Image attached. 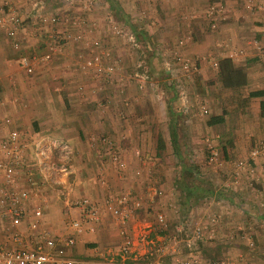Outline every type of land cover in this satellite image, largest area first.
I'll use <instances>...</instances> for the list:
<instances>
[{
	"label": "crops",
	"instance_id": "obj_1",
	"mask_svg": "<svg viewBox=\"0 0 264 264\" xmlns=\"http://www.w3.org/2000/svg\"><path fill=\"white\" fill-rule=\"evenodd\" d=\"M116 1L120 17L106 0H93L88 10L82 6L84 0H42L46 11L58 12L63 17L61 22L44 25L31 20L34 10L30 0H12L24 17L16 33L20 49L12 48L11 38L0 30V116L9 115L11 125L31 137L52 133L68 139L75 149L69 183L41 182L40 198L28 203L27 213L14 227L19 232L20 244L31 243L36 231L30 225L33 208L40 204L43 209L40 227L57 236V245L64 247L67 254L98 258L103 253L118 259L120 224L105 206L104 197L130 191L142 200L126 224L132 237L130 256L147 257L152 249L146 242L154 237L147 238L151 232L146 234L144 226L156 220V215L152 220L151 210L154 214L169 211L168 216L173 217L177 210L172 200L180 210L175 175L170 166L161 162L175 161L179 171L182 157L198 170L197 164H193L197 155L186 156L181 145L186 141L198 149L200 142L204 144L205 135L218 134L215 142L223 147L226 158L217 171L200 166L210 176L207 180L212 179L209 180L212 193L194 204L189 214L198 216L210 210L219 211L222 216L212 237L205 236L194 248L183 244L186 252L183 255L177 252L172 258L197 253L213 263L264 264V0ZM219 3L223 12L213 28L206 13L210 4ZM76 16H82L93 28V34L113 50L126 76L129 71H141L139 63L145 64L147 78L143 88L138 87L136 78L125 77L123 87L118 89L94 70L78 68L87 51L75 42H68L63 53L38 65L32 73L20 66V55L45 50L49 34L74 31L76 27L70 20ZM109 19L128 28L137 44L124 35L112 33ZM230 48L243 51L231 60L245 66L246 83L223 86L218 67L209 60H199L193 80L186 81L191 89L210 91L208 116L219 115L223 120L209 123V117L191 106L178 110L175 107L180 101L178 88L173 73L167 69L173 56L196 58L211 52L221 58L227 56ZM257 90L261 93L251 94ZM188 92L192 97V92ZM171 113L176 116L174 133H171ZM215 129L223 130L222 134L213 133ZM101 134L113 140L126 162L121 172H117L105 151L91 144L90 137ZM173 136L179 144V154L173 147ZM159 137L164 143L162 148L157 146ZM255 146L261 149V154L244 170L236 187L230 180L234 162L249 161L250 150ZM101 174L105 175L106 184H101ZM83 196L99 204L101 219L94 231L76 234L72 245H64V237L72 231L69 219L81 214L75 200ZM6 221L0 218V243L13 245L10 233L5 230ZM158 239L164 241L166 236L156 234L155 240ZM173 245H167L168 253L176 249ZM169 258L163 255L164 260Z\"/></svg>",
	"mask_w": 264,
	"mask_h": 264
},
{
	"label": "built area",
	"instance_id": "obj_2",
	"mask_svg": "<svg viewBox=\"0 0 264 264\" xmlns=\"http://www.w3.org/2000/svg\"><path fill=\"white\" fill-rule=\"evenodd\" d=\"M30 1L34 10L30 15L31 20L44 25L56 24L63 20L60 13L46 11L43 8L42 0ZM92 4L93 0L82 2V6L86 10L91 8ZM222 12L220 3L208 6L206 14L211 27H216ZM23 19L20 10L12 0H3L0 5V30L3 29L11 38V46L15 50L21 47L16 33ZM70 21L76 27L74 31H67L62 35H56L53 32L49 34L43 52L19 56V64L27 73H32L38 65L47 63L56 54L63 53L68 42H75L87 51V54L82 56L78 62V68L83 71L94 70L105 81L116 84L118 89L119 86L123 87L125 77L136 78L138 87L143 88L147 78L145 64L139 63L142 70L129 71L126 76L123 66L113 50L93 34V28L86 24V20L82 16L73 17ZM108 27L112 33L124 35L133 44H137L134 34L125 26L109 19ZM242 53L241 49L230 48L226 57L237 58ZM219 59L214 57L211 52L196 56V58L180 54L173 56L167 69L173 73L175 85L178 88L180 100L177 105L178 110L181 111L184 107L191 106L201 114L209 112L207 102L199 94H195L193 101L191 100L186 81L192 79L193 74L197 71L199 60H209L217 68ZM115 79L118 81H114ZM11 122L12 118L9 115L0 116V218L7 220L5 230L10 233L14 242L13 245L7 242L0 243V264H229L227 261L213 263L197 253L164 260L162 256L168 253L167 244H159L151 250L149 255H152V258L147 261L130 256L132 237L126 224L130 216L142 204L141 197L133 195L130 191L122 194L109 193L104 197L105 206L120 224L121 242L118 252L121 257L119 259L107 257L103 253H100L102 255L98 258H81L67 254L64 247L57 245V236L53 235L49 229L40 227V218L43 212L40 204L33 208L34 218L30 225L36 231L35 234L33 233L31 243L21 245L19 232L14 227L22 221L27 213L28 203L40 198L41 182L63 185L69 183V175L74 171L71 159L75 149L73 144L64 137L48 132L31 137L17 126L11 125ZM218 136V134L214 136L207 134L203 137V142L208 148L206 162L213 168L221 167L223 164V158L220 156L215 142V138ZM90 139L93 146L109 155L117 172H121L125 168L126 162L121 158L110 137L101 134L92 135ZM260 154L261 149L255 146L250 150L249 161L237 160L234 162L230 180L236 187L240 185L244 170ZM99 180L101 184H106L105 175H99ZM23 182L25 183L23 184ZM171 203H173L174 210L178 211L177 203L174 200ZM75 204L79 207L81 214L77 218L69 219L68 225L72 231L63 240V244L67 246L75 242L76 234L85 230L94 231L101 219V208L93 198L83 196L76 199ZM200 214L198 216L189 214L186 221L177 223L175 226L177 230L186 233L180 240H176V235L172 240L174 242L182 241L186 247L194 248L196 243L205 236L212 237L215 226L222 216L221 213L205 210ZM156 222L161 227H166L169 224L164 212H157Z\"/></svg>",
	"mask_w": 264,
	"mask_h": 264
},
{
	"label": "trees",
	"instance_id": "obj_3",
	"mask_svg": "<svg viewBox=\"0 0 264 264\" xmlns=\"http://www.w3.org/2000/svg\"><path fill=\"white\" fill-rule=\"evenodd\" d=\"M109 3V6L113 9L116 16L120 17V8L117 6L116 0H106ZM218 78L223 86H238L246 83L247 81V71L245 66L234 64V62L229 57H221L218 60ZM261 93V90L253 91L251 94ZM170 112V111H169ZM170 126L171 133H174V125L176 123V116L170 114ZM223 120L222 116L212 115L209 117V123L220 122ZM158 147L162 148L164 143L161 138H158ZM173 147L175 151L179 154V144L177 142L176 136H173ZM179 171L176 177V187L179 190V201H180V210L179 216L180 219L184 222L189 216L191 207L196 204L200 199H203L205 196L212 193V184L209 180L204 179L198 175V170L194 165L189 164L184 161L181 157L179 159ZM165 233L164 230H159V234Z\"/></svg>",
	"mask_w": 264,
	"mask_h": 264
},
{
	"label": "rangeland",
	"instance_id": "obj_4",
	"mask_svg": "<svg viewBox=\"0 0 264 264\" xmlns=\"http://www.w3.org/2000/svg\"><path fill=\"white\" fill-rule=\"evenodd\" d=\"M100 3V2H99ZM82 16H84V15H82ZM148 36H149V34H148ZM157 63H159V62H157ZM158 65H160V64H158ZM193 78V77H192ZM193 80V79H192ZM190 81H191V79H190ZM195 81V80H194ZM193 81V82H194ZM162 82V81H161ZM145 84V83H144ZM194 84H195V82H194ZM161 87H162V85H160ZM144 87V86H143ZM187 87H188V89H189V91L190 92H192V97H191V100L193 101V98H194V95L195 94H198L199 93V95L207 102V104H208V107L210 108V91H206V92H203L202 90H200V87H198L199 89H197L196 87H195V90L194 89H191L188 85H187ZM163 88V87H162ZM168 91V90H167ZM166 91V92H167ZM176 108H177V106H175ZM192 108H194V107H192ZM210 113H211V110H210ZM209 113V114H210ZM208 113L205 115V114H202L203 116H207V117H209L208 115H209ZM223 128V127H222ZM182 130V133L184 134V136L187 134V132L185 131V130H183V128L181 129ZM220 133V134H222V132H223V130H220V129H215V132H213V133ZM203 134H205V132L203 133ZM187 136V135H186ZM203 136V135H202ZM217 147H218V149H219V152H220V156H222V158H226V156H225V151L223 150V147H221V146H219V145H217ZM197 148V147H196ZM181 151L182 152H184L183 154H186V156H190V157H192V156H194V155H197V157H194V163L193 164H197V166H198V171L200 172V175H202V176H200V177H202V178H205V179H208V178H206V177H210V176H208V175H206L205 174V170L204 169H202V167L204 166V168L205 169H207V166L208 167H210L211 169H213L214 171L216 170H218L219 169V167L218 168H213L212 166H210V165H208L207 164V162H206V156H207V154H208V148L204 145V144H202L201 142L198 144V149H195V147H193V146H190V145H188V142H184V144L183 145H181ZM163 152H165V150L163 151ZM198 156H200V158H201V160H202V162H201V160L200 161H198ZM162 164H164L165 166H170V170L171 171H173V174L175 175L174 176V178H175V180H176V177H177V174H178V167H177V163L175 162V161H172V160H170L169 159V161L168 160H166V161H163V162H161ZM200 166H202V167H200ZM222 166V165H221ZM207 172H209L210 173V171L209 170H207ZM203 173V174H202ZM172 178H173V176H172ZM171 178V179H172ZM210 181H212V179H209ZM157 211V210H156ZM162 211V210H161ZM169 212V211H168ZM168 212H166L165 211V214H166V216H167V219L169 220V224L166 226V227H161L160 225H158V223L156 222V220H154L155 219V215H156V212H155V214L152 212V210H151V212H150V216H151V218H152V220H154V222L152 223V224H146L145 226H144V229H146L147 230V233L146 234H148L149 232H151L150 234H149V236L147 237L149 240L150 239H152V238H150V237H154V239L153 240H150V241H148V242H146V244L148 245V247H150V249H154L155 247H157L158 246V244H161V245H164V244H174L173 246L176 248L174 251H173V253H165V255H168V256H173V255H178L177 254V252L179 253V254H184L185 252H186V249H183V242L182 241H173L172 240V238H173V236L174 235H176V240H180L181 239V237H183L184 235H185V233H184V231H179V230H177V228L175 227L176 226V224L177 223H180V222H182V220L180 219V216H179V212L178 211H176L175 212V214L173 215V217H172V214L170 215V216H168L169 214H168ZM151 213H153V215H151ZM172 217V218H171ZM171 218V219H170ZM173 219V220H172ZM159 230H164L165 231V233H162L161 235H164V236H166V240H155V236H156V234H159ZM169 239H171V241L169 240ZM174 242V243H173ZM152 247V248H151ZM170 248V247H169ZM181 255V256H182ZM112 255L111 254H109V256L108 257H111ZM114 256H116V255H114ZM121 256L120 255H118V259L120 258ZM163 257V256H162ZM115 258V257H114ZM152 258V255H148L147 257H144V258H141V260L142 261H147V260H150Z\"/></svg>",
	"mask_w": 264,
	"mask_h": 264
}]
</instances>
